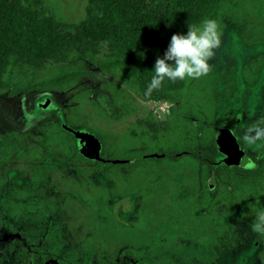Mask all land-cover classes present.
I'll return each instance as SVG.
<instances>
[{
  "label": "rangeland",
  "instance_id": "374dc122",
  "mask_svg": "<svg viewBox=\"0 0 264 264\" xmlns=\"http://www.w3.org/2000/svg\"><path fill=\"white\" fill-rule=\"evenodd\" d=\"M44 2L58 20L68 22L81 19L86 5V0ZM218 24L221 47L210 61L208 75L185 81L184 88L170 92L168 99L143 100L95 63H86L82 77L57 91L0 92V136L18 133L23 139L18 150L0 152V214H7L6 205L15 211L11 221L15 237H36L56 225L63 249L86 252L93 262L98 257L117 256L122 246H172L175 251L182 246L187 251L213 241V225L202 216L203 209L196 210L204 191L189 162L143 161L132 165L131 171L112 167L111 174L104 177L91 163L64 161L60 148L45 146L44 138L38 140V136L44 135L46 121L60 111L77 120V127L96 133L105 154L113 152L132 160L162 148L158 143L137 146V121L141 119L170 121L159 138L173 146L193 136L195 127L189 120L222 126L232 121L236 109L243 135L264 120V0L230 1ZM51 74L44 72L38 78ZM250 153L256 156L254 151ZM36 186L41 187L42 195L33 190ZM259 188L261 194L248 203L246 211L251 222L257 207L264 205V180ZM216 227L220 231L230 228ZM231 227L243 243L232 251L217 249L218 259L212 264H264V240L251 231L250 224L233 218ZM170 230L177 235L173 242L168 238ZM9 234L0 228V249ZM169 264L203 263L195 257L181 259L171 254Z\"/></svg>",
  "mask_w": 264,
  "mask_h": 264
},
{
  "label": "trees",
  "instance_id": "16d2710c",
  "mask_svg": "<svg viewBox=\"0 0 264 264\" xmlns=\"http://www.w3.org/2000/svg\"><path fill=\"white\" fill-rule=\"evenodd\" d=\"M230 1L86 0L83 17L68 22L58 20L44 0H0V92L57 91L64 84L82 77L86 63H95L99 70L120 78L143 100L157 102L168 99L170 92L184 88L185 81H165L159 90L145 96L155 59L163 54L173 34L186 32L187 24H198L205 17L218 22ZM51 71L53 74L38 78L39 74ZM120 107H124L123 104ZM238 111L231 116L230 123L222 126L203 125L201 118L197 122L189 120L191 127H195L193 136L190 138L188 135L171 147L159 138L160 132L167 130L166 122L141 119L137 121V146L158 143L162 148L156 153L159 156L140 155L132 160L126 156L118 157L113 152L105 154L102 140L96 133L85 127H77V120L63 116L60 111L56 118L46 121L42 127L44 135L38 136V140L44 138L45 146L60 148L63 160L68 163L93 164L104 177L111 174L112 167L128 169L143 161L173 165L189 162L204 191L196 210L203 209L202 216L213 225L210 233L213 241L187 251L182 246L175 251L172 246L150 245L122 246L118 252L127 257L125 264H169L171 254H177L181 259L187 255L203 264H212L218 259L217 249L221 252L232 251L243 243L244 239L233 234L231 220L238 218L251 225L246 213L248 203L261 194L259 184L264 180V140L252 144L242 141ZM218 127H224L234 134L239 146L252 158L254 167L246 169L221 161L222 154L216 145L215 131ZM74 131L92 134L99 141L101 157L105 160L84 157L78 149ZM20 144H23V139L18 133L0 136V152L18 150ZM251 151L256 156L253 157ZM113 160L119 162L114 163ZM47 168L42 171L44 176ZM33 190H39L36 193L42 195L40 186ZM5 208L7 214H0V227L14 233L11 221L15 211L7 205ZM47 210L51 213L50 205ZM216 226L230 228L229 231H220ZM59 235L56 225L36 237L22 234L19 239L7 244L5 251L0 252V261L44 264L48 259H53L58 264H113L110 258L98 257L93 262L86 252L65 251ZM176 236L175 231H169L171 242ZM258 237L264 240V236ZM77 257L82 262H77Z\"/></svg>",
  "mask_w": 264,
  "mask_h": 264
},
{
  "label": "clouds",
  "instance_id": "9594fccd",
  "mask_svg": "<svg viewBox=\"0 0 264 264\" xmlns=\"http://www.w3.org/2000/svg\"><path fill=\"white\" fill-rule=\"evenodd\" d=\"M220 47L221 31L216 19L205 17L198 24H187L186 32L173 34L163 54L155 59L144 95L151 96L165 81L175 83L207 76L210 61ZM242 138L248 144L264 140V120L246 129ZM250 229L264 236V205L257 207Z\"/></svg>",
  "mask_w": 264,
  "mask_h": 264
},
{
  "label": "water",
  "instance_id": "95a60500",
  "mask_svg": "<svg viewBox=\"0 0 264 264\" xmlns=\"http://www.w3.org/2000/svg\"><path fill=\"white\" fill-rule=\"evenodd\" d=\"M48 103L50 102L48 101ZM42 108H47V105H42ZM74 135L76 137L78 149L84 157L104 161L99 156L100 143L92 134L74 131ZM216 145L217 149L223 156L221 161L226 165H232L246 169L254 167V162L239 146L236 137L231 131L219 133L216 137ZM152 156L159 155L153 154ZM112 162L116 163L119 161L113 160Z\"/></svg>",
  "mask_w": 264,
  "mask_h": 264
},
{
  "label": "flooded vegetation",
  "instance_id": "af4514ba",
  "mask_svg": "<svg viewBox=\"0 0 264 264\" xmlns=\"http://www.w3.org/2000/svg\"><path fill=\"white\" fill-rule=\"evenodd\" d=\"M236 110H239V109H236ZM239 112L240 111H238V114H239ZM237 113V112H236ZM240 118H241V116H240ZM239 118V119H240ZM170 122V121H169ZM169 122H167V124L169 125ZM227 131H229L228 129H226V128H224V127H218L217 129H216V131H215V133H216V136L219 134V133H226ZM219 132V133H218ZM132 134H130V140L132 139V136H131ZM174 146V145H173ZM168 147H171V146H168ZM99 156H100V158H102L101 157V150H100V152H99ZM222 158H223V156H222ZM103 159V158H102ZM103 160H105V159H103ZM100 161V160H99ZM131 171L132 170V167H129L128 168V171ZM1 229H4V227H0ZM10 233V232H9ZM14 234H15V232L14 233H10L9 235V237H8V240H7V242H6V245H5V247H3V248H1L0 249V252L1 251H5L6 249H7V244H9V243H11L12 242V240L13 239H19L20 237H15L14 236ZM25 243V242H24ZM15 244H17V242H15ZM40 244H41V242H40ZM112 259V263L113 264H125L126 262H127V257L126 256H123V255H121L119 252H117V256H115V257H113V258H111ZM77 262H82V259L80 258V257H77L76 259H75ZM18 263V262H17ZM0 264H10L8 261H4V260H1L0 261ZM44 264H58L55 260H53V259H48Z\"/></svg>",
  "mask_w": 264,
  "mask_h": 264
}]
</instances>
